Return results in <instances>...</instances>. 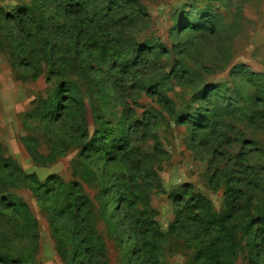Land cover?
I'll list each match as a JSON object with an SVG mask.
<instances>
[{
	"label": "rangeland",
	"instance_id": "1",
	"mask_svg": "<svg viewBox=\"0 0 264 264\" xmlns=\"http://www.w3.org/2000/svg\"><path fill=\"white\" fill-rule=\"evenodd\" d=\"M48 1L45 4L46 14L51 18L48 49L57 46L55 59L64 53L76 56L79 53L85 64L96 66L91 73L98 84L88 86L81 82L77 95L84 104L74 106L73 112L46 119L33 117L31 110L40 97L46 98L53 92L60 95L61 90L53 91L49 81L53 60L48 54L46 60L40 53L35 55L37 63H32L29 60L32 48L40 50L35 36L30 41L21 39L11 21L5 22V12L0 16V146L15 163L10 173L2 172L0 203L4 202L3 197H21L37 224L35 231L27 232L20 217L9 214L7 220L2 219L4 232L0 234L5 233V237L0 235V264H68L61 257L56 240L66 250L69 264H160V261L191 264L201 250L214 246L218 255L212 260L204 257L197 264H250L242 232L244 210L253 204L263 215L264 199L259 201L260 195H256L252 202L249 195L242 200V211L223 194L227 178L220 177V185L212 179L217 170H226L228 161L223 155L217 158L212 155V150L222 144L218 139L219 128H206L195 140L190 127L174 123L151 100V92L146 93L151 81L131 85L132 73L139 69H130L129 80L122 83V89L115 88L120 70L97 71V66L106 71V65L112 63L111 55L95 52L105 59L101 61L92 59L83 46L71 48L72 40L67 37L71 20L63 10L59 11L56 2ZM29 2L0 0V7L10 10ZM141 2L152 22L145 34L140 33V43L152 38L162 43L155 47L157 51L165 48L169 51L159 61L151 59L150 70L143 69V74L150 78L157 74L154 69L169 72L176 67L174 71L180 73L182 80L166 81L160 86L175 101L179 114H183L185 107L192 111L200 102L206 105L205 96L198 93L204 85L209 88L211 84L221 85L222 92L214 100L219 104L214 106L213 122L232 121L234 135L240 133L262 148L264 164V130L248 126L239 111L232 119L224 116L221 108L229 101L243 102L242 97L234 95L236 82L238 94L250 96V102L255 97L264 99V0ZM202 7H207L204 13L209 12L210 16L208 21L200 22L196 32L182 29L175 20L184 10L195 14L194 10ZM183 58L199 74L173 63L174 59ZM37 67L39 72L34 76ZM18 74L31 76L23 79ZM248 79L254 84L261 82L255 86ZM99 109L106 121L101 126ZM261 109L263 114L258 113L256 121L264 116V101ZM52 113H57V108ZM149 113L161 116L157 125H153L154 118H149ZM101 127L106 130L104 134L93 140L92 146L91 141L85 147L86 141L94 139ZM222 146L226 147L222 153L226 155L229 151L232 161L243 152L238 143L230 148ZM244 153L249 157L261 156ZM78 165L86 169V179L79 175ZM34 179L35 190L29 186ZM197 193L206 199L204 203L197 201ZM117 203L122 205L121 209ZM147 204L148 211H159L157 236L151 235L154 226L148 229L140 218L139 212ZM177 204L184 205L186 210L180 218ZM195 206H205L214 212H226L234 206L243 213L234 218V225L227 224L217 239L194 223V219L202 217L196 214ZM176 215L180 224H175ZM33 232L35 239L29 236ZM252 245L257 252L258 242L252 240ZM4 255L8 262L3 260Z\"/></svg>",
	"mask_w": 264,
	"mask_h": 264
},
{
	"label": "trees",
	"instance_id": "2",
	"mask_svg": "<svg viewBox=\"0 0 264 264\" xmlns=\"http://www.w3.org/2000/svg\"><path fill=\"white\" fill-rule=\"evenodd\" d=\"M50 1L56 2L59 11L63 10L64 14L71 20L67 32V37L69 38L70 36V39L72 40L71 48H81L83 46L84 51H88L91 54L92 59H98L101 61H105V59H101V56L95 52H103V54L108 53L111 55L112 63L108 65L105 64L107 66L106 71H102L103 69H101L99 66H97V71L109 73L110 70H120L117 72L118 76L115 80V88L122 89V83L124 84L126 80H129L128 74L130 73H128V71L130 69H139L134 71L132 76L130 75L131 85L135 86L137 85V82L141 85V83L151 81L149 87L146 90L147 94L151 92L149 95L151 100L154 101L158 107H161L162 110L168 114L170 120H172L174 123L183 126L187 125V127H190L195 140L198 137V133L202 132L204 129L213 127L219 128L218 139L222 144L217 145V147L212 150V155L214 158L223 155L228 161L225 163L226 170H217L213 174L212 179L220 185L219 178L221 177V180H223L222 176L227 178L225 181L226 187H224L223 194L233 202L234 206L239 205L238 207L243 211L241 206L242 200H244V198L246 199V197L249 195L252 196L250 198L252 202H255L254 199L256 195H260L258 197L260 199L259 201L264 199V164L262 162V148L258 146L255 140L248 139L240 133L234 135V123L232 121L229 123L220 122V124H218L214 123L212 120L214 114L216 113V108L214 106L219 104L214 100L217 98V95L222 92L221 85L211 84L210 88L209 86L204 85L202 88H200L202 90H200L198 93L205 96L203 100L206 101V105L203 106V102H200L199 105L196 106V109L191 111L190 107H185L183 114H179V110L177 109L175 101L170 99L167 96V91H163L162 87L160 86V83L166 81L182 80L183 77H179L180 73L174 71L176 67H173L172 71L169 72L163 71L162 68L154 69L157 74L150 78H147L146 74H143V69L150 70L151 59L159 61L162 59V55L168 53L169 51L167 48L163 49L162 51H157L155 47L161 46L162 43H160L159 40L153 41L152 38H146L142 43H140V33L143 32L145 34L147 27L152 22V16L148 13L145 4L142 3L141 0ZM48 2V0H30L29 3H20L19 5L12 7L10 10H5L4 8L0 7V16H2L3 12H5V22L11 21V26L14 27L15 31L19 32L21 39L26 40L27 38L30 41V39L34 38L35 36V41L37 42L36 44L40 46V50L35 51L36 48H32V57L30 56L29 60L32 63H37L38 58L35 59V55L40 53H42V57L46 60L48 55L53 60V67L50 68V70L52 69L50 71L52 77L49 79V81L53 84L51 86L53 91L54 89L58 88L61 90V92L60 95L54 94L53 92L46 98L40 97L37 100V104L31 110V115L35 118L41 119L52 118L55 116L60 117L64 113L66 114V112H73L74 106L81 107V105L84 104V101H82L80 96L77 95L79 86L82 83H87L88 86L98 84L97 80L92 77L91 73V71L95 69L96 66H93L90 63L88 65L85 64L82 61L81 56L78 55L79 53H77V56L76 54L74 55L70 53H64L60 58L55 59L57 54V46L53 45L50 49H48V47L51 45V34L48 33L50 29L51 18L46 14L45 8V4ZM206 10L207 7H202L201 9L196 8L194 10L195 14L184 10L182 15L175 20H178L177 22L182 29L196 32V30L200 27L201 21H208L210 13H204ZM4 25L2 26L3 30L6 29ZM205 25L206 24L203 26ZM69 43L70 41L67 44ZM20 44L25 45L24 42ZM154 44L156 45L153 47ZM147 56H149L148 59ZM113 58H116L115 62L113 61ZM57 62H59V65H57ZM173 63L181 67L186 66L189 68L186 58L181 60L174 59ZM26 68L28 69V67ZM192 70L191 71L193 74H199L197 70L193 68ZM35 72L36 73H34V76H37L39 72L38 67L37 69L35 68ZM18 76L20 78L24 77L23 79H27V77L31 75L18 74ZM249 82L255 86H258L261 81L258 83L256 82V84L252 83L250 80ZM237 84L238 83L236 82V88L234 87V95L239 98L242 97L243 102L241 104H237L234 101H229L226 103L225 107L218 105L222 108L223 115L232 119L235 112L239 111V115L245 118L244 122H246L248 126L254 125L264 130V116H260L256 121L258 113L263 114L261 103L264 101V99L255 97L254 101L250 102V96L244 97L241 94H238L239 91ZM162 86L164 85L162 84ZM114 90L116 91V89ZM123 91L124 90H122V92ZM58 95L59 97H57ZM55 108H57V113L54 114L52 111ZM194 111L196 112L194 113ZM149 118H154L155 123L153 125H157L161 119V116H155L149 113ZM98 119L102 120L100 126L105 124L106 121L104 120L100 109ZM147 122H143V124H146ZM258 122L261 123L258 124ZM140 123H142V121H140ZM105 131L106 130L102 129V127L101 129H98L92 137L94 139L86 141L85 147H87L91 141L92 143L90 146H92L93 140L97 139L101 134H104ZM236 143L239 144L240 150L243 152L232 161L229 151L226 155L222 153V150L226 148L222 145L230 148V146L235 145ZM253 145H256V147L254 148ZM245 151L254 152L257 156H261L255 158V155H250L249 157V154L244 153ZM229 162L231 163V166L229 165ZM80 164L81 163H79V165ZM14 165L15 163L10 157L5 155L3 149L0 146V180L3 183L4 179L2 172L8 171L10 173ZM79 165V175L86 179V169H80ZM75 170H77V166L75 167ZM30 182L31 183L29 186L35 190L36 186L34 183L37 181L34 179ZM2 194L3 193H0V195ZM195 195L198 197L197 201L202 203L206 201V199L200 194L197 193ZM195 197H193V199H195ZM9 198H13L14 201L9 202ZM3 201L4 202L2 204L0 203V222L3 218H6L7 220L9 214H14L15 216L21 218V221H23L27 232L30 230L35 231L37 224L34 218L29 214L28 204L25 203L21 197H14L12 195L9 197H3ZM117 204V206L121 209L122 205H119V203ZM196 206V214L202 217L194 219V223L202 225L208 234H214L217 239L219 237L218 233L224 231L227 224L230 226L234 225V218L243 213L242 211H238L234 206L226 212H214L209 208L206 209L205 206ZM145 207L146 208L143 209V212H139L141 214L140 218L144 224L146 222L148 229L154 226L151 235L157 236V234H159V229L157 227L156 220L159 215V211L157 210V212H154L153 209L148 211L150 210L147 209L148 204ZM178 207L180 210L177 211V215L178 218H180L184 216L186 210L184 205H178ZM244 211V213H246V218L242 232L246 237L245 247L248 252L249 263L264 264V253L262 251V245L264 242V213L263 215H259V210L253 204L248 205L247 209ZM177 215L175 224H180L181 222L177 220ZM0 231L4 232V229L1 225ZM0 235L5 237V233H1ZM29 236L31 239H35L36 234L33 232ZM235 239L236 238L234 237L233 241ZM252 240L253 242H258L259 250L257 252H255L253 248ZM56 241L61 257L66 263L69 264L66 250H63L58 240ZM236 242L237 247L240 248V239H238ZM216 255H218V249L216 246L211 247L210 249L205 248L196 255L194 262L191 264H197V262L204 257L212 260L216 257ZM6 258L7 256H5L3 260L8 262ZM11 258L12 257H9V259ZM14 260L18 259L15 258ZM259 260L260 263H258ZM160 264L168 263L160 261ZM198 264L204 263L201 262Z\"/></svg>",
	"mask_w": 264,
	"mask_h": 264
}]
</instances>
